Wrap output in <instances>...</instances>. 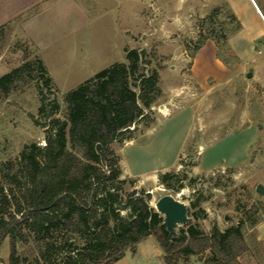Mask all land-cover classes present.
Masks as SVG:
<instances>
[{"label": "rangeland", "instance_id": "rangeland-1", "mask_svg": "<svg viewBox=\"0 0 264 264\" xmlns=\"http://www.w3.org/2000/svg\"><path fill=\"white\" fill-rule=\"evenodd\" d=\"M232 5L240 14L238 32ZM214 10L209 28L205 19ZM22 14L0 27V78L39 58L52 84L22 83L0 97V176L29 145L45 146L52 120H63L67 92L116 63L129 64L128 53L138 51L140 72L158 71L161 96L151 127L140 125L133 140L112 146L121 178L132 182L126 192L150 194L154 209L173 196L205 235L243 222L246 251L239 263L264 264V196L256 191L264 186V0H42ZM223 34L230 46L225 62L206 40ZM167 173L185 178L180 192L161 185ZM17 250L27 262L38 256L31 237ZM9 254L6 239L3 264ZM162 254L150 236L115 264H161ZM210 258L206 252L189 264H212Z\"/></svg>", "mask_w": 264, "mask_h": 264}, {"label": "trees", "instance_id": "trees-1", "mask_svg": "<svg viewBox=\"0 0 264 264\" xmlns=\"http://www.w3.org/2000/svg\"><path fill=\"white\" fill-rule=\"evenodd\" d=\"M217 13L205 19L207 27L213 26ZM231 14L238 32L241 24ZM206 40L215 42L216 57L225 62L228 36L210 35ZM127 59L129 64L116 63L67 92L63 120H52L45 146L29 145L17 162H8L2 170L0 247L9 239V264H115L150 236L156 237L164 264H188L206 252L212 264H240L246 251L243 222L225 231L214 226L210 235L189 223L172 237L163 216L149 205L150 194L126 192L132 182L121 178L112 146L133 140L140 125L151 127L152 108L161 96L158 71L140 72L138 51L129 52ZM38 80L50 89L52 80L36 58L0 78V97ZM133 80L138 83L132 85ZM45 107L43 99L41 114ZM53 111H61L59 102ZM184 180L170 173L160 177L161 185L176 193L184 188ZM29 237L38 253L31 262L22 260L17 250L18 242Z\"/></svg>", "mask_w": 264, "mask_h": 264}, {"label": "water", "instance_id": "water-1", "mask_svg": "<svg viewBox=\"0 0 264 264\" xmlns=\"http://www.w3.org/2000/svg\"><path fill=\"white\" fill-rule=\"evenodd\" d=\"M252 74L249 73L247 78H251ZM257 193L261 196H264V186L258 185L256 189ZM155 210L158 214L164 218V226L168 234L172 237H176L177 228L179 226H185L189 224L190 219L188 217V208L187 206L176 200L173 196L167 195L162 197L155 205ZM74 242H71L73 245Z\"/></svg>", "mask_w": 264, "mask_h": 264}, {"label": "crops", "instance_id": "crops-1", "mask_svg": "<svg viewBox=\"0 0 264 264\" xmlns=\"http://www.w3.org/2000/svg\"><path fill=\"white\" fill-rule=\"evenodd\" d=\"M3 4V9L0 11V27L12 22L14 19L22 16V12L31 8L36 3L42 0H1ZM234 15L238 20L240 17L238 9L236 10L235 6L232 5ZM259 12V10H257ZM260 13V12H259ZM164 254L160 255L161 264H164L163 260ZM189 264V263H188Z\"/></svg>", "mask_w": 264, "mask_h": 264}, {"label": "built area", "instance_id": "built-area-1", "mask_svg": "<svg viewBox=\"0 0 264 264\" xmlns=\"http://www.w3.org/2000/svg\"><path fill=\"white\" fill-rule=\"evenodd\" d=\"M0 264H3V262L0 260Z\"/></svg>", "mask_w": 264, "mask_h": 264}]
</instances>
